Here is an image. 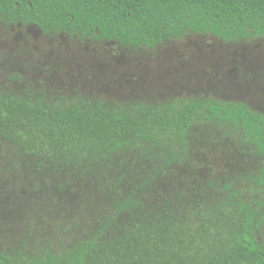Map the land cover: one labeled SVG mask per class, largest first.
<instances>
[{
    "label": "trees",
    "instance_id": "16d2710c",
    "mask_svg": "<svg viewBox=\"0 0 264 264\" xmlns=\"http://www.w3.org/2000/svg\"><path fill=\"white\" fill-rule=\"evenodd\" d=\"M0 22L128 50L188 35L224 42L264 37V0H0ZM198 130L231 131L262 165L264 114L203 97L162 103L47 100L0 91V138L56 175L91 178L111 195L89 237L0 264H264V192L248 199L229 182L149 204L150 188L188 158Z\"/></svg>",
    "mask_w": 264,
    "mask_h": 264
},
{
    "label": "rangeland",
    "instance_id": "374dc122",
    "mask_svg": "<svg viewBox=\"0 0 264 264\" xmlns=\"http://www.w3.org/2000/svg\"><path fill=\"white\" fill-rule=\"evenodd\" d=\"M0 91L121 103L208 97L264 114V37L188 35L128 50L0 22ZM193 135L188 158L150 188L149 204L209 180L229 182L248 199L263 195L255 183L262 162L250 146L231 131ZM110 195L91 178L39 169L0 138V252L37 256L86 239L110 214Z\"/></svg>",
    "mask_w": 264,
    "mask_h": 264
}]
</instances>
